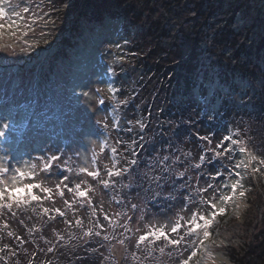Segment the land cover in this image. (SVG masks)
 Masks as SVG:
<instances>
[{
  "label": "trees",
  "instance_id": "trees-1",
  "mask_svg": "<svg viewBox=\"0 0 264 264\" xmlns=\"http://www.w3.org/2000/svg\"><path fill=\"white\" fill-rule=\"evenodd\" d=\"M47 5L52 8L49 22L59 21L64 27L63 36L67 38L78 31L83 33L85 22L103 27L114 21L132 34L123 64L124 71L117 69L120 89L117 99H127L128 103L119 105L114 115L120 123L118 135L124 141L128 144L132 140L145 143L143 150L133 145L129 152L124 153L128 156L132 149L139 153L141 171L146 170L155 153L180 155L177 148L191 151L195 162L203 143L194 135L197 132L205 135L212 130L219 137L227 134L228 129L240 126L250 130L255 143L264 145V0H50ZM55 29L49 27L45 35ZM46 36L36 37L35 40L42 41ZM63 36L59 35L58 38L65 39ZM63 48L69 50L66 46ZM43 49V46L36 48L37 51ZM229 52L231 55H228ZM57 55L44 65L42 61L29 66L26 64L19 72L11 70L10 73L19 75L25 72L29 79L27 83H36L40 65V71L50 68L51 71L52 68L55 72L62 71L67 63L66 53L65 57L58 58ZM128 63L133 67L131 72L125 69ZM136 74L138 76L128 83L127 80ZM210 88H215L221 97L219 113L210 106H204L197 97L202 89V94H205ZM63 94L60 92L61 96ZM206 97L207 94L205 101ZM64 98L68 99L67 96ZM106 105L113 108L116 102ZM77 107L76 103L70 102V115L79 121L78 133L85 129V121L83 117L76 116ZM210 113L215 115V121L206 118ZM31 118L34 119L30 120V124H38L36 114H32ZM137 120L146 126L143 131ZM176 125H180V136L175 135ZM127 128L132 131H125ZM27 129L23 132L25 136H21L16 143L20 150H24V141L32 127ZM140 135L145 137V141H140ZM38 142V145L43 143L41 138ZM29 143L32 144V141ZM80 146L78 143L75 145L76 149H80ZM177 167L183 170L181 166ZM190 174L194 176L195 172L190 171ZM124 183L128 181L125 179ZM246 184L252 189V196L249 197L252 202L250 214L248 212L250 219L240 231L246 238L239 240V248H231L229 264H264V178L258 179L254 186L248 181ZM119 191L118 188L114 193L118 194ZM123 191L127 192L128 189ZM94 203L99 206L97 199ZM57 219L64 225L61 235L65 241H68L71 229L79 237L80 229H69L62 218ZM40 223H35L32 228L37 232H33L36 237L32 242L34 252L31 254L25 255L24 250L19 249L23 243L16 239L17 236L21 238L18 230L12 232L15 234L13 240H0V246L8 244L17 253L10 256L8 250L0 252V264H28L29 260L33 264H46L48 261L51 264H106L104 257L109 255L108 242H103L106 247L100 248L98 237H93L88 243L77 239L68 243L60 241L52 245L53 252H47L51 246H48L44 225ZM101 223H105L102 217ZM87 225L85 223V227ZM80 244L81 250L78 248ZM93 247L98 248L99 252H91ZM128 251H136L135 242L128 243ZM121 252V249L116 251L115 256L120 257ZM109 262L112 264L111 260ZM152 262L146 264H155ZM125 264L136 262L130 261L129 255Z\"/></svg>",
  "mask_w": 264,
  "mask_h": 264
},
{
  "label": "snow or ice",
  "instance_id": "snow-or-ice-1",
  "mask_svg": "<svg viewBox=\"0 0 264 264\" xmlns=\"http://www.w3.org/2000/svg\"><path fill=\"white\" fill-rule=\"evenodd\" d=\"M27 14L36 17L26 0H0V21L7 19L9 30L16 21H24L27 25L24 37L29 32L35 33L32 24L28 23ZM4 28L5 25L0 23V35ZM11 35L16 37V32L12 31ZM44 42L48 43L47 39ZM24 43H27L26 39ZM6 47L0 46V51ZM108 49L119 50L120 45H108ZM21 50L25 49L22 47ZM124 59L122 55L114 56L106 69V75L116 77V65H122ZM120 71H123L122 67ZM118 92L120 89L113 83L105 82L103 87L91 88L82 93L92 127L82 129L76 135L82 139L95 137L90 139L91 146L83 153L75 149L69 154L71 145H52L44 150V154L29 159L7 153L0 155V217L8 215L15 218L24 211L41 217L47 215L49 220L59 216L69 229L75 227L81 232L77 237L74 231H69L68 241H65V237L54 229L59 241L68 243L79 239L88 243L93 237H98L100 248H105L103 242H108L109 255L104 260H111L112 264H125L129 255L136 264L152 261L165 264V259L174 261V264H209L210 261L215 264L214 248L224 245L225 241L212 238L214 225L230 205L237 215L246 206L244 198L252 190L246 181L254 186L258 179L264 178V145L255 143L250 130L240 126L228 129L227 134L219 137L212 130L205 135L197 132L194 135L203 143L195 162L191 151L177 148L180 155L157 152L150 158L146 170L141 171L139 153L135 149L128 156L124 153L129 152L133 145L143 150L145 143L132 140L128 144L118 134L114 142L109 143V129H115L118 133L120 123L113 117L110 125L108 116L101 115V112L107 111L106 101L116 102L113 113L119 105L128 103L127 99H117ZM206 118L215 121L214 114L210 113ZM136 123L141 131L145 129L141 121L137 120ZM9 128V123L0 125V137H5ZM175 128V135L180 136V125ZM125 131L131 132L132 129L127 128ZM139 139L145 141L143 135ZM97 145L99 151L96 150ZM121 145L125 146L121 148ZM106 151L109 162H105L103 155ZM178 165L183 170H178ZM190 171L195 172V175H191ZM125 179L128 183H124ZM98 188L105 192H116L119 188L122 194L113 195L112 202L119 205L121 210L109 214L104 211L102 202L97 206L93 196ZM124 189L128 191L124 192ZM133 189L136 190L135 200L142 202H134ZM57 198L63 207L55 206ZM45 202L49 206L46 207ZM149 203L157 206L159 211L153 212L148 207ZM85 208L87 227L84 217L79 215L80 210ZM98 210L107 227L101 223ZM19 222L24 223L23 220ZM8 227L5 221L3 228ZM28 231L31 233L33 229L29 228ZM7 235L11 237L13 233L8 231ZM16 239L21 240L20 237ZM131 240L135 241L136 251L129 253L126 241ZM117 244L122 248L120 257L115 256ZM5 250L10 256L17 255L8 244L0 246V252ZM53 251V247L47 249V252ZM90 251L98 253L99 249L93 247ZM28 264H33L32 260Z\"/></svg>",
  "mask_w": 264,
  "mask_h": 264
},
{
  "label": "rangeland",
  "instance_id": "rangeland-1",
  "mask_svg": "<svg viewBox=\"0 0 264 264\" xmlns=\"http://www.w3.org/2000/svg\"><path fill=\"white\" fill-rule=\"evenodd\" d=\"M14 2H21V0H14ZM26 2L31 5L32 11L36 13V17H31V14H27L29 16L28 23L32 24L35 29L34 34L29 32L28 36L24 37L23 32L27 27L24 21H16L11 30L7 27L9 23L7 19L0 21V23L5 25V28L2 30V35H0V46L7 45L5 50L0 51V125L4 123L10 124L6 136L0 137V155L7 153L17 158L22 157L23 159H29V157H36L44 154V150L50 148L52 145H71V148L68 149L69 154H71V151L76 149L75 145L77 143L81 145L79 151L83 153L85 149L91 146L90 139H95V137L79 139L80 137L76 135L79 128V121H76L70 115V102H74L78 106L75 114L79 118H84L85 129L91 128L92 124L88 119L90 113L86 110L87 106L84 103L85 98L82 96V93L91 88L103 87L105 82H111L118 88V76L110 77L106 75V69L114 56L122 55L124 58L126 57L127 49L132 40V34L127 33L119 23L114 21L106 23L103 27L97 26L95 23L90 25L89 23L91 22H85V31H82L83 33L78 31L77 34L70 35V38H67L65 35L63 36L64 27L59 21L49 22V12L52 8L47 4L50 0H26ZM39 17L43 18L39 19ZM33 20L35 21L34 23ZM49 27H54V29H56L52 32L50 31L51 34L46 36L45 34ZM12 31L16 32V37L11 35ZM59 35L65 37V39L60 40L58 38ZM41 36H46L48 38V43L43 42L46 37L42 41L36 42L35 38ZM25 39L27 40L26 44L24 43ZM126 40L128 41L127 44H125ZM114 44H119L120 49L109 50L108 45ZM37 45L43 46V51H37ZM64 46L69 50L66 51L63 48ZM22 47L25 49L24 51L21 50ZM33 49H35V52H32ZM109 52H111V54H109ZM65 53V60H67V63L63 66V72H55L53 68L52 71L51 68L47 71H40L42 67V65H40L38 67L39 70L37 69V78H39V80L36 83H27L29 79L25 75V72L19 75L10 73L11 70L19 72L20 68H24L26 64L29 66L30 64L33 65L36 62L42 61L44 65L46 62L49 63L57 54L58 58L59 56L65 57ZM123 64L116 65L117 69L123 68ZM129 64L130 63L127 64L125 69L131 72L130 69L133 67ZM118 71L119 70H117V72ZM137 76L138 74L133 75L127 82H131ZM203 90L204 89H202L197 96L200 102L206 107L210 106L216 113L221 112V97L218 91L215 92V88H210V90L207 89V93L202 94ZM60 92L64 94L61 96ZM206 94L207 99L205 101L204 98ZM117 95L118 93H116V97ZM64 96H67L70 102L68 99L64 98ZM109 102L113 101H106V104H109ZM97 107L102 106L97 105ZM112 109L113 108H107L106 112L103 110L101 112V115L108 116L110 125L112 123L111 120L115 117ZM32 114H36L38 117V124L35 122L30 124V120L34 119L31 118ZM28 127H32V131H30L28 138L24 141V150H20L16 147V143L20 141L21 136H25L23 132L24 130H29L27 129ZM95 130L98 131V129ZM39 132H42L43 135ZM109 132L111 133L109 141L113 143L118 133L111 128ZM39 138H41L43 143L38 145ZM31 141L32 144L29 143ZM34 142L36 143L33 145ZM96 150L99 151L98 145L96 146ZM103 155L105 156V162H109L107 159L108 153L105 152ZM53 179H55V177ZM135 191L132 194L134 202H142V200H135ZM118 193L122 194L121 190ZM113 195L117 194L112 191L105 192L102 188H98L93 199L94 201L97 199L99 205L102 202L104 211L112 214L121 210L119 205L112 202ZM250 196H252V190L246 194L243 201L246 206L239 210L238 215L234 213L230 205L226 213L217 218L218 222L214 225L212 238L217 241L224 240L225 244L214 248L215 264H229L230 259L228 256L231 248H239V240L243 241V239L246 238L242 236L243 233L241 234L240 231L242 227L244 228L247 220L250 219L248 216V212L251 211L250 206L252 203L251 200H249ZM45 206H49L48 202H45ZM55 206L63 207L59 198H57ZM148 207L151 208L153 212L159 211V209H156L158 207L151 203H149ZM81 212L82 214L79 215L84 217L85 220V218H87L86 208L81 209L80 213ZM98 213L100 214L99 210ZM53 215L55 214L53 213ZM29 217H31V219H29ZM57 218L61 217L57 216L55 220H49L47 215L41 217L29 211L18 213L15 218L5 215L0 217V240H2V238L4 241L13 240L12 237H14L15 234L9 237L6 235V232L18 230V233H21V240L24 241L19 249L24 250L23 252L25 255L31 254L34 248L32 242L36 237L33 232H37V230L33 229V231L29 233L28 229H32L35 223L39 224L41 222L40 225L43 223L45 228L44 231L49 239L48 246L52 247V245L60 242L53 230L55 229L60 235L64 230V225H61L62 223H60ZM69 218H71V213H69ZM20 220H23L24 223L21 224L19 222ZM42 220H44V222ZM5 221H7L9 225L6 229L3 228ZM85 223L87 224L88 221H85ZM105 225L107 227L106 222ZM26 229L27 232L25 231ZM70 231L74 230L71 229ZM4 235L5 237H3ZM41 240H43V238ZM134 242V240L126 241L127 244H133ZM78 248L81 250V244ZM120 249L122 251L121 246L117 244L116 251ZM110 263L109 260L106 261V264ZM165 264H174V261L167 260ZM209 264H212V262L210 261Z\"/></svg>",
  "mask_w": 264,
  "mask_h": 264
}]
</instances>
